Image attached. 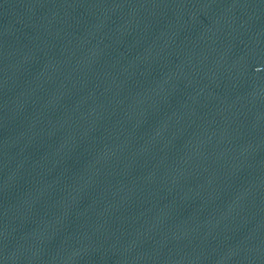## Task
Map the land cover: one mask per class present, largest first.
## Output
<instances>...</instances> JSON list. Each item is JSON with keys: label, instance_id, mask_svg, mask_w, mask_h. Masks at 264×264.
Here are the masks:
<instances>
[{"label": "water", "instance_id": "obj_1", "mask_svg": "<svg viewBox=\"0 0 264 264\" xmlns=\"http://www.w3.org/2000/svg\"><path fill=\"white\" fill-rule=\"evenodd\" d=\"M0 264H264V0H0Z\"/></svg>", "mask_w": 264, "mask_h": 264}]
</instances>
